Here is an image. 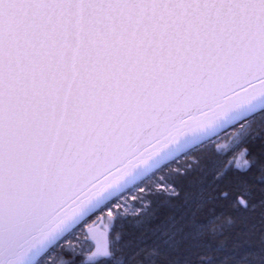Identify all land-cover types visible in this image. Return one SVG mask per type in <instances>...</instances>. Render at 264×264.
Listing matches in <instances>:
<instances>
[{"label":"snow or ice","instance_id":"6c2138e0","mask_svg":"<svg viewBox=\"0 0 264 264\" xmlns=\"http://www.w3.org/2000/svg\"><path fill=\"white\" fill-rule=\"evenodd\" d=\"M0 264H264V0H0Z\"/></svg>","mask_w":264,"mask_h":264},{"label":"trees","instance_id":"16d2710c","mask_svg":"<svg viewBox=\"0 0 264 264\" xmlns=\"http://www.w3.org/2000/svg\"><path fill=\"white\" fill-rule=\"evenodd\" d=\"M217 143H223V141H217ZM205 211H207V210H205ZM216 211L219 213V212L221 211V209L217 208ZM105 215H106V214H105ZM105 222H106V221H105ZM253 222H255V221H253ZM128 227H131V225H128ZM238 227H239V229L242 231L243 228H244V225H243V224H240V225H238ZM99 228H100V229L102 228V224H101V223H100V225H99ZM231 235H232V237H233L234 239H237V240L241 239L240 237L236 236L235 231H233V232L231 233ZM252 239H253V243H252L251 245H247V244L243 245L242 248L240 249L241 252H242V251H245V250H249L250 248H255V247H257V243H256V241L258 240V237H253ZM229 243L231 244L232 241L230 240Z\"/></svg>","mask_w":264,"mask_h":264},{"label":"rangeland","instance_id":"374dc122","mask_svg":"<svg viewBox=\"0 0 264 264\" xmlns=\"http://www.w3.org/2000/svg\"><path fill=\"white\" fill-rule=\"evenodd\" d=\"M128 198H129V200H131V199H132L131 195H129ZM128 211H129V214H130V215H131V214H134V209H132L131 207H129ZM99 216H100V214H98V217H99ZM98 217H94L91 221H89L88 224L85 225V228H86V229H89V228L100 229V228H99L100 221H99Z\"/></svg>","mask_w":264,"mask_h":264}]
</instances>
